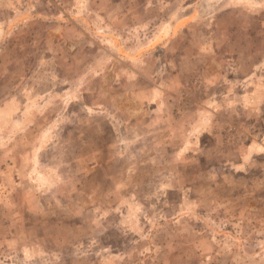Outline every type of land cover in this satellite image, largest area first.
<instances>
[{"label":"rangeland","instance_id":"obj_1","mask_svg":"<svg viewBox=\"0 0 264 264\" xmlns=\"http://www.w3.org/2000/svg\"><path fill=\"white\" fill-rule=\"evenodd\" d=\"M0 264H264V0H0Z\"/></svg>","mask_w":264,"mask_h":264}]
</instances>
